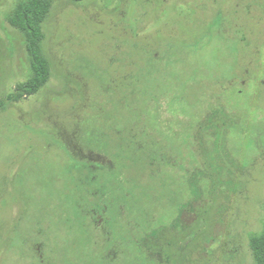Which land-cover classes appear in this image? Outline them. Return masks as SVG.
<instances>
[{"label": "rangeland", "instance_id": "374dc122", "mask_svg": "<svg viewBox=\"0 0 264 264\" xmlns=\"http://www.w3.org/2000/svg\"><path fill=\"white\" fill-rule=\"evenodd\" d=\"M19 1L0 0V264H254L264 0H50L49 79L15 101Z\"/></svg>", "mask_w": 264, "mask_h": 264}, {"label": "trees", "instance_id": "16d2710c", "mask_svg": "<svg viewBox=\"0 0 264 264\" xmlns=\"http://www.w3.org/2000/svg\"><path fill=\"white\" fill-rule=\"evenodd\" d=\"M72 1L80 2L83 0ZM50 7V0H22L14 5L7 16L9 25L17 30L24 38L25 50L29 57L31 72L29 79L24 83L18 84L15 87V93L9 96L15 101L20 100L24 96L37 93L49 79V64L42 50V42L44 39L42 24L49 13ZM3 106L4 102L0 99V108H3ZM162 156L163 155L160 153H147L146 158L149 160L147 164H149L150 167L153 166L152 162L155 160L158 161L159 159L163 160ZM189 198L191 200V196ZM113 199L114 197L110 196V200L107 202L108 205L114 203ZM107 203L105 206H107ZM186 203L187 202H185L183 206ZM162 226L161 223L149 226V230L146 234L153 233ZM249 247L254 264H264V221L262 223V231L250 239ZM150 256L152 257V255ZM150 261L155 262L154 260Z\"/></svg>", "mask_w": 264, "mask_h": 264}]
</instances>
